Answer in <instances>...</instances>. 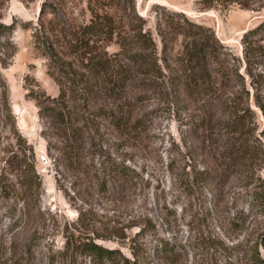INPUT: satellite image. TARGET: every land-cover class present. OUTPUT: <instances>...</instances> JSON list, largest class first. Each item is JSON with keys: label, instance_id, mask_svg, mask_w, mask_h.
Listing matches in <instances>:
<instances>
[{"label": "rangeland", "instance_id": "374dc122", "mask_svg": "<svg viewBox=\"0 0 264 264\" xmlns=\"http://www.w3.org/2000/svg\"><path fill=\"white\" fill-rule=\"evenodd\" d=\"M41 1L6 0L3 7L2 19L15 20L10 35L15 52L0 67L10 109V117L0 114V264H91L80 251V243L89 239L120 248L127 256L132 240L144 259L152 256L157 243L167 240L183 247L184 264H194L214 248L211 242L230 246L264 232V154L255 159L253 180L247 185L236 175L230 177L218 205L205 188L185 185L204 157L191 128L185 126L196 109L187 101H174L178 87L168 77L179 73L184 38L173 37L166 23L169 12H179L213 31L228 67L212 72L215 86L229 96L241 88L248 90L250 135L264 145V32L247 38L255 48L248 56L241 43L242 34L264 19L263 1L249 0L259 8L252 10L209 0H109L105 9L122 25L123 35L132 34L133 8L157 48L160 34L167 42L163 56L168 67L162 66L161 75L151 82L152 72H134L127 85L123 106L131 109V122H136L127 129L105 118V112L114 108L107 89L91 78L93 72L80 63L84 59L65 42L87 23L86 0H44L46 11L38 17ZM38 29L50 32L54 63L33 36ZM105 49L116 52V60H125L113 39ZM94 81V92L87 95ZM60 87L63 98L52 100ZM65 135L81 146L70 160L54 147ZM19 137L32 147L39 180L37 189L28 180L27 206L19 191L30 174H23ZM102 161L121 166L132 177L122 197L113 179L102 174ZM104 178L109 183L102 188ZM240 251L239 246L219 245L214 253L222 261L241 256ZM260 251L264 255V249ZM233 264L242 262L237 258Z\"/></svg>", "mask_w": 264, "mask_h": 264}, {"label": "trees", "instance_id": "16d2710c", "mask_svg": "<svg viewBox=\"0 0 264 264\" xmlns=\"http://www.w3.org/2000/svg\"><path fill=\"white\" fill-rule=\"evenodd\" d=\"M108 1L86 0L89 13L88 21L81 27L80 33L78 31L71 32L65 42L72 52L84 59L80 60V63L86 70L93 72L91 78L99 80L100 84L107 89L105 94L111 99V103H114V108L105 112V118L108 117L116 127L127 129L136 125L135 121L131 122V109H126L123 106L127 96V85L132 81L134 72L143 75L152 72L149 74L151 82L161 75V68L166 65L163 53L167 50V42L165 35L160 34L159 48H157L151 32L147 28H143V18L137 15L133 8L132 21L129 24L132 34L130 37L123 35L122 25L117 24L119 21L105 9ZM209 1L219 5L235 2L241 7L259 10L257 7H252L249 0ZM262 1L264 3V0ZM5 2L6 0H0V67H5L15 52V46L10 38L15 20L5 22L2 19ZM206 5L210 6L211 4ZM45 6L46 2L41 1L38 17L46 11ZM169 14L170 19L166 23L170 27L172 36L181 35L184 41L180 50L181 55L178 58L179 73L168 78L171 84L178 87L175 91L177 100L174 101H187L189 104H193V109H196L197 113L192 122H185V126L191 128L194 138L200 144L201 155L204 157L200 162V168L191 177H187L188 182H185V185L186 187L198 185L199 189L200 187L205 188L207 191L205 194L211 196L215 206L223 201L226 182L230 177L236 175L243 182L242 185H247L253 180L255 159L264 154V145L258 138L252 139L250 135L248 126L249 116L252 112L247 104L248 90L241 88L229 96L224 93V90L215 86L217 84H215L212 72H225L228 67L225 58L220 55L219 51L223 45L218 42L213 31L207 26L188 19L182 13L169 12ZM263 32L264 19L242 34L241 43L243 44L244 57L255 51L254 47L251 48L247 38ZM33 36L42 43L46 50V56L50 62L54 63L57 57L50 32H42L38 29L33 32ZM112 39L117 43L119 50L123 51L125 57L123 62L114 58L116 52L112 55L105 49ZM161 60L164 64L161 63ZM166 67L168 66L166 65ZM244 70L250 72L248 66H245ZM233 71L237 72L236 67H233ZM95 84L94 81L87 87V95L94 92L93 85ZM256 91L257 88H254V92H252L255 96H257ZM63 96L64 92L60 87L57 98L52 100L61 99ZM178 96L181 97L178 98ZM241 101L245 104H242ZM49 110L55 111L53 107H50ZM58 113L62 116L61 112ZM0 114L10 117L4 79L1 74ZM66 126L65 128H67ZM62 139L63 142L54 145V147L70 160L80 151L81 146L76 143L75 139L72 140L66 135ZM19 149L22 153V161L25 163L23 174H30L27 178H23L22 190L19 191L22 203L27 206L26 199L30 195L27 184L30 185L32 182L34 189H37L39 180L34 169L31 145L26 144L25 139L19 137ZM100 164L103 169L102 174L113 179L119 188L118 193L122 197L123 191L132 182V177L117 164L105 161ZM107 183L109 181L104 178L100 185L103 188ZM261 190L264 191V187ZM120 235L119 237L123 239L122 232ZM131 241L127 245L129 256L125 255L120 248L105 247L90 239L80 243V251L87 256L91 264H184L183 260L186 254L183 247L174 242L165 240L157 243L152 256L144 259L137 255ZM211 245L214 248L206 253L205 257L200 258V261H194V264H233L234 259L237 258L242 264H264V255L260 251V248L264 249V232L256 234L251 240L236 241L230 246L221 242H218L217 245L215 242H211ZM219 245L220 248L223 245L224 249L239 246L241 256H233L234 258L226 256L221 261L214 253Z\"/></svg>", "mask_w": 264, "mask_h": 264}, {"label": "built area", "instance_id": "2783aa9c", "mask_svg": "<svg viewBox=\"0 0 264 264\" xmlns=\"http://www.w3.org/2000/svg\"><path fill=\"white\" fill-rule=\"evenodd\" d=\"M38 159H39V160H43V159H44V155H39V156H38Z\"/></svg>", "mask_w": 264, "mask_h": 264}]
</instances>
